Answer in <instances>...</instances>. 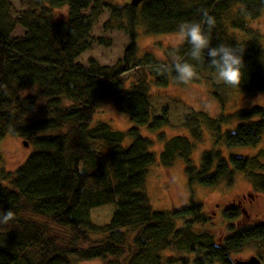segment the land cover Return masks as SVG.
Returning a JSON list of instances; mask_svg holds the SVG:
<instances>
[{
	"label": "trees",
	"instance_id": "16d2710c",
	"mask_svg": "<svg viewBox=\"0 0 264 264\" xmlns=\"http://www.w3.org/2000/svg\"><path fill=\"white\" fill-rule=\"evenodd\" d=\"M21 2L25 8L16 12L12 0H0V139L10 132L35 149L15 171L1 172L10 185L0 183V212L11 210L15 219L0 224V264H75L76 259L94 258H102L103 264H243L232 255L250 243L264 249V220L239 223L248 216L242 204L223 210L226 236L209 224L200 202L190 200L170 210L152 206L145 184L158 157L149 148L151 139L137 126L159 130L169 123L166 108L153 112L150 86L178 81L171 69L166 74L155 70L173 61L148 53L138 58L136 41L139 26L148 34L177 32L181 22L203 23L206 10L216 20L212 47H245L238 88L264 91V35L263 41L258 32L236 41L228 29L248 30L247 18L261 16L264 0ZM61 8L66 11L57 16ZM105 10L109 19L103 28L123 29L129 42L115 65L100 64L93 57L83 63L78 59L82 53L111 41L92 34ZM175 51L177 59L195 65L199 78L191 82L201 83L207 70L215 72L207 50L203 62L192 60L188 44ZM134 70L139 72L137 80L127 85L124 75ZM28 88L38 91L23 94ZM214 94L223 102L218 92ZM105 103H113L137 126L117 130L108 122L94 121ZM234 119L238 123L233 128L222 129ZM183 125L191 138L159 134V160L170 166L182 158L190 188L229 186L242 171L256 190L264 192V151L225 155L220 147L258 145L264 137L263 106L218 116L188 108ZM204 127L211 130L214 147L202 152L198 165L191 154L204 140ZM128 137L132 141L124 146ZM108 203L115 204L109 222L93 221L91 211ZM164 250L172 251L165 260Z\"/></svg>",
	"mask_w": 264,
	"mask_h": 264
},
{
	"label": "rangeland",
	"instance_id": "374dc122",
	"mask_svg": "<svg viewBox=\"0 0 264 264\" xmlns=\"http://www.w3.org/2000/svg\"><path fill=\"white\" fill-rule=\"evenodd\" d=\"M131 0H109L113 4L122 5ZM15 11L18 12L25 8L21 0H12ZM64 8L56 9V15L64 13ZM84 13L88 14L86 10ZM109 19V13L105 10L96 20L92 34L95 37L103 36L111 41L108 45L95 44L90 50L85 51L78 58L86 63L90 57L95 58L100 64L115 65L122 58L124 49L128 44V36L123 29L113 28L105 30L103 24ZM249 29L241 31L228 26L230 33L236 41H245L252 38L255 33L264 35V11L258 18H247ZM18 32H21L19 30ZM177 32L172 33H153L144 32V26H139L137 46V57L143 58L148 54L157 60L166 62L177 59L175 45ZM146 68V67H144ZM141 70V69H140ZM139 72L131 71L124 75L126 84L130 85L137 80ZM201 83L189 82L183 84L180 82H171L167 87L150 86L151 101L154 113H161L163 109L168 110L169 123L159 130H151L147 125L137 126L125 114L120 113L113 103L103 104L96 112L94 121L108 122L113 129L125 130L133 126L139 128L140 134L151 139L150 150L153 151L158 160L149 170V174L145 184V191L149 196L152 206L157 210H170L173 207H180L187 204L190 200L202 203L203 211L210 219L209 224H214L219 234L226 236V221L223 216V210L229 205L239 204L237 199L242 195L249 193L246 200H243L248 216H243L239 223L253 224L257 221L264 220V192L256 190L242 171L236 172L235 181L232 185L220 184L218 186L195 185L190 188L184 171V160L177 158L170 166H164L160 163L159 157L163 147L159 134L164 133L167 138L174 135H186L191 138L189 130L183 125L184 113L188 108L203 110L210 115L218 116L220 114L233 113L239 109L250 108L254 105L264 107V91H249L243 88H232L217 83L215 72L207 70L203 74ZM36 88H28L23 94L34 93L32 90ZM218 94L223 98V102L214 94ZM36 93V92H35ZM238 123L237 119L224 124L223 130L231 129ZM204 140L197 143L194 148L191 159L199 165L202 152L206 149L214 147L212 132L209 128L204 127ZM56 132V131H54ZM53 133V132H48ZM131 138H126L123 142L124 146L131 143ZM223 147L224 154L239 155H257L260 151H264V137L256 146H234ZM35 149V145L28 143L26 139L7 133L0 139V152L2 159L0 161V183L10 185L9 180L3 178L1 172L15 171L22 165L29 154ZM264 162V156L261 158ZM238 207V206H237ZM115 209L114 203L104 204L95 207L91 211L93 221L103 224L109 222L111 214ZM249 217V219H248ZM240 219V220H241ZM236 223V222H235ZM102 237V235H94ZM172 254L170 250H164L162 255L165 258ZM252 256H256L264 264V249L257 248L253 243L232 255L233 260H248ZM102 258H94L91 260H75V264H103ZM165 264V263H164ZM180 264V263H178Z\"/></svg>",
	"mask_w": 264,
	"mask_h": 264
},
{
	"label": "clouds",
	"instance_id": "9594fccd",
	"mask_svg": "<svg viewBox=\"0 0 264 264\" xmlns=\"http://www.w3.org/2000/svg\"><path fill=\"white\" fill-rule=\"evenodd\" d=\"M202 19L203 23L181 22L178 25L175 45L177 47L184 44L190 45L188 55L197 62H203L205 50H207V56L211 58L208 64L215 70L216 82L232 88L239 87L242 70L245 69V47H241L239 44L234 47L224 43L212 47L211 31L216 25V20L206 10H202ZM204 25L207 26V31H205ZM170 69L175 72L177 81L183 84L199 78L195 65L180 59L174 60L170 66L158 64L155 70L166 74ZM32 91L35 93L38 90ZM14 219L13 211L0 212V224L6 225Z\"/></svg>",
	"mask_w": 264,
	"mask_h": 264
},
{
	"label": "water",
	"instance_id": "95a60500",
	"mask_svg": "<svg viewBox=\"0 0 264 264\" xmlns=\"http://www.w3.org/2000/svg\"><path fill=\"white\" fill-rule=\"evenodd\" d=\"M141 1L142 0H131V4L138 5ZM240 262L243 264H262L261 260L256 256H252L250 259L242 260Z\"/></svg>",
	"mask_w": 264,
	"mask_h": 264
},
{
	"label": "flooded vegetation",
	"instance_id": "af4514ba",
	"mask_svg": "<svg viewBox=\"0 0 264 264\" xmlns=\"http://www.w3.org/2000/svg\"><path fill=\"white\" fill-rule=\"evenodd\" d=\"M248 196H251V194L246 193L244 195H242V197H240L239 199H237L238 203L241 205L243 202V200H246ZM245 208V207H244ZM247 211V210H246Z\"/></svg>",
	"mask_w": 264,
	"mask_h": 264
}]
</instances>
